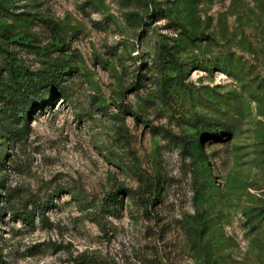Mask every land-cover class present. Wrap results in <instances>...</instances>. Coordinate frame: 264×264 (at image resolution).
Segmentation results:
<instances>
[{"label":"rangeland","instance_id":"374dc122","mask_svg":"<svg viewBox=\"0 0 264 264\" xmlns=\"http://www.w3.org/2000/svg\"><path fill=\"white\" fill-rule=\"evenodd\" d=\"M82 261L264 264V0H0V264Z\"/></svg>","mask_w":264,"mask_h":264},{"label":"trees","instance_id":"16d2710c","mask_svg":"<svg viewBox=\"0 0 264 264\" xmlns=\"http://www.w3.org/2000/svg\"><path fill=\"white\" fill-rule=\"evenodd\" d=\"M53 81L55 82L56 80L53 79ZM23 106L26 107V105H23ZM26 126H27V124L23 125L22 127H26ZM111 202L115 203V202H117V200L113 199V200H111ZM39 209H42V208H39ZM22 214L23 215L20 217V219L22 221H25V222L29 223L30 225H32L33 224V213L23 212ZM41 215H43V213H41ZM77 264H92V263H89L88 261H82V263L78 262Z\"/></svg>","mask_w":264,"mask_h":264}]
</instances>
